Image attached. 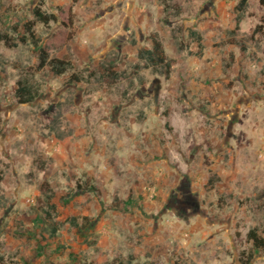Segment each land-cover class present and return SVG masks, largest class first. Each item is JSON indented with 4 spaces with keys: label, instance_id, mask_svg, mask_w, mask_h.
I'll return each mask as SVG.
<instances>
[{
    "label": "rangeland",
    "instance_id": "1",
    "mask_svg": "<svg viewBox=\"0 0 264 264\" xmlns=\"http://www.w3.org/2000/svg\"><path fill=\"white\" fill-rule=\"evenodd\" d=\"M239 1L0 0V264H264V2L236 27ZM153 36L167 77L135 68ZM106 60L121 79L69 82ZM44 180L54 237L29 210Z\"/></svg>",
    "mask_w": 264,
    "mask_h": 264
},
{
    "label": "trees",
    "instance_id": "2",
    "mask_svg": "<svg viewBox=\"0 0 264 264\" xmlns=\"http://www.w3.org/2000/svg\"><path fill=\"white\" fill-rule=\"evenodd\" d=\"M261 3L264 0H260ZM247 0H240L235 7L237 12L236 22H240L243 13L246 9ZM162 6L165 12L171 9V6L165 2H162ZM178 14V9L176 10ZM33 20L28 21L24 24V33L25 38H21L22 42L29 41L34 47L38 46V39L34 30L35 24L40 23L43 25H48L51 21L55 19L53 14H46L42 12L39 8L33 10ZM191 35H196L195 32L191 31ZM199 38V37H197ZM180 48V47H179ZM242 48L244 46L242 45ZM180 50V49H178ZM137 59L140 61L139 65H135V68L138 69H150L154 74L165 75L166 77L170 74L171 63L167 59L163 45L158 40L157 37L153 36L151 39V47L149 49H141L137 53ZM233 62V57L230 56L229 62L224 64V69L227 70L230 68L231 63ZM49 67L50 71L55 75L59 76L67 72L72 68L71 63L68 60H59V59H49L47 53L42 49H39L38 55V68L42 69L44 67ZM82 73L77 75H71L69 82H82L86 80L94 79L98 82H106L108 80H118L122 78V75L113 71L112 61H103L100 63L99 69L89 71L87 68L82 71ZM80 75V76H79ZM18 88L15 91V96L19 103L27 104L34 101L36 93L30 86H27L26 82L18 81ZM57 138H62L60 135L56 136ZM2 180V174H0V181ZM217 177H210L208 184L213 186L217 182ZM77 189L82 191H97L95 186L90 183V179L86 178L85 181H77L75 183ZM53 192L49 183L44 180L39 187V195L36 197L35 203L30 207V213L35 216L37 222L42 226L44 232L48 234L49 237H54L58 230V223L54 221L56 207L52 203ZM75 218H72V224L76 226ZM247 239L252 242V246L256 250L264 251V238H261L257 235L256 230H250L247 233ZM108 264V263H104Z\"/></svg>",
    "mask_w": 264,
    "mask_h": 264
}]
</instances>
